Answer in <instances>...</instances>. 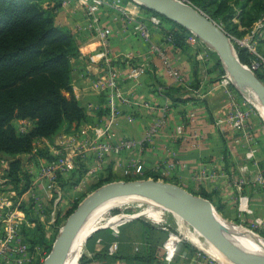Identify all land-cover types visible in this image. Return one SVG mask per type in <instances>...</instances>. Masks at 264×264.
Instances as JSON below:
<instances>
[{"label": "crops", "instance_id": "1", "mask_svg": "<svg viewBox=\"0 0 264 264\" xmlns=\"http://www.w3.org/2000/svg\"><path fill=\"white\" fill-rule=\"evenodd\" d=\"M145 9L133 2L125 4L121 10L109 5L99 8L101 24L108 32L110 54L119 59L117 66L121 86L132 102L119 105L121 114L111 126L113 135L105 140L109 149L99 156L100 148L91 150L88 146L94 139L95 130L104 124L106 118L105 98L95 66L100 49L99 38L88 28L81 1L63 0L55 11L54 21L58 26L69 29L78 44V56L71 60V86L86 119L72 124L69 131L64 128L59 130L51 139H36L34 146L45 149L51 157L56 152L60 135H74L76 141L73 146H87L80 162L85 172L75 187L84 182L94 184L105 178L125 180L140 165L142 174L176 182L196 195L200 192L208 194L210 201L220 206L226 218L238 213L237 183L241 182L242 192L246 190L250 196L253 214H260L264 209V188H257V191L253 188L250 165H247V170L243 165H237V160L243 158V152L236 158V131L216 123L229 111L228 88L212 81L213 73H206L205 67L197 65L194 60L197 48L193 46L197 41L185 38L184 46L167 42L162 19ZM155 16L159 17V23H155ZM260 20L264 22V18L260 17L251 27ZM232 21L237 23L238 18L233 17ZM134 22L148 25L149 36L146 39L133 33ZM260 48L264 50L263 41ZM130 53L135 56V62L146 67V73L136 81L129 78L122 61ZM129 140L134 143L120 145ZM224 141L228 147L226 154ZM33 158H37L35 173L49 160L35 154ZM171 161L176 164L173 169L167 170L164 175L157 173L158 164ZM72 170L64 175L68 176ZM126 170L128 173H125ZM29 172L30 187L18 197L21 204L27 203L28 197H33L38 204L42 203V193L51 197V190L46 188L45 182H32L36 174L30 169ZM145 212H150L159 221L163 220L162 211ZM41 217V214L37 215L38 219ZM124 217V214L109 217L105 224H101L103 216L92 221L79 256L82 260L75 264H137L130 257L145 246L152 247V239L151 242L149 239L155 233L163 237L162 242L154 247L161 258L156 264H167L162 256L168 245V231L141 219L120 223ZM54 223L51 224L53 227ZM183 234L192 243L203 241L198 231L192 234L185 231ZM208 245L213 247L210 243ZM194 258L195 252L178 245L170 264H175L177 259L176 264H190Z\"/></svg>", "mask_w": 264, "mask_h": 264}, {"label": "trees", "instance_id": "2", "mask_svg": "<svg viewBox=\"0 0 264 264\" xmlns=\"http://www.w3.org/2000/svg\"><path fill=\"white\" fill-rule=\"evenodd\" d=\"M185 1L202 10L230 35L238 37L247 33L253 23L264 15V0ZM61 3L62 0H55V4L48 7L44 5V0H0V160L5 163L0 172V187L6 184L19 195L31 184V176L24 171L23 160L19 156L31 153L36 139H51L59 130L64 128L69 131L72 124L86 119L71 86V60L78 56V44L69 29L58 26L54 21L55 9ZM145 10L157 15L149 9ZM159 17L165 24V36L171 35L176 46H184L190 32L171 20ZM233 17L238 18L237 23L232 21ZM238 51L240 61L249 64L251 56L247 50L240 47ZM215 63L220 68L218 60ZM256 75L264 82L263 72L257 71ZM15 119L29 120L32 126L27 132L18 133L12 124ZM35 156L51 158L41 148L37 149ZM84 169L79 163L68 176L59 174L56 186L64 192L75 187ZM109 181L111 178L99 180L92 188ZM200 194L211 200L208 194ZM77 204L67 210L66 217ZM26 206L27 203L20 205L22 208ZM25 217L26 222L20 229L22 240L29 241L31 246L45 248L48 254L61 224L55 221V230L48 238L29 206ZM31 222L36 223L34 227H31ZM151 239L154 246H145L130 257L131 261L156 264L161 260L154 247L162 242L163 237L155 233L149 242ZM180 247L195 252V248L186 242L182 241ZM80 254L81 250L77 262L82 260Z\"/></svg>", "mask_w": 264, "mask_h": 264}, {"label": "built area", "instance_id": "3", "mask_svg": "<svg viewBox=\"0 0 264 264\" xmlns=\"http://www.w3.org/2000/svg\"><path fill=\"white\" fill-rule=\"evenodd\" d=\"M80 1L81 4L85 6V14L88 19V28L94 31L95 35H97L99 38L100 43V49L97 52L98 59L95 61V66L98 68L99 85L105 98L106 118L104 124L97 127L95 130L94 139L88 146L91 150L100 148L99 156H102L103 154H101V152L107 151L109 149V145L105 142V140L113 135L111 126L121 114V108L119 105L123 103L131 104L132 102L121 86V81L118 77L119 68L117 66L119 59L113 58L110 54L108 32L101 24L99 8L109 5L121 10L127 1ZM132 2L140 6V4L137 2ZM154 21L155 23H159V17L155 16ZM133 27V33L139 36V38L146 39L149 36V29L145 23H135ZM186 38L187 41H202L191 32ZM165 40L169 43L173 42L171 35L165 36ZM238 41L241 44L240 47L246 49L251 56L248 64L250 70H252L254 73L257 71L264 73V50L260 48V43L262 41L264 43V22L260 20L250 29L247 35ZM122 61L127 67L129 78L134 81L138 80L140 75H142L145 71L142 65L135 63V56L132 53L125 56ZM167 65L168 67L171 66L169 64ZM228 95L230 109L225 116L217 119L216 123L231 129L243 128L252 114V109L246 105V100L242 101L241 105H238L236 100L233 98L234 95L231 92H228ZM17 121L20 126L18 129L15 128L16 131L18 133L27 132L28 130L26 129L25 124L28 120L17 119ZM75 139L76 138L74 135H60L57 140L58 147L53 155V158L45 163V165L42 167V170L37 174L32 182H45L46 188L53 191L57 176L72 170L77 166L78 162H82V157L84 152L87 150V146H84L83 148L73 146L74 142L76 141ZM133 143V141L129 140L120 145L129 146ZM68 145L71 147H68ZM252 156V152L247 153V158L251 159ZM175 165L176 164L174 161L164 163L162 162L157 165L156 171L158 174L164 175L166 174L167 170L173 169ZM125 173H128V171L126 170ZM134 174H142L140 165L136 166ZM255 180L258 183L263 182L261 175L256 176ZM241 186V182L237 183V210L241 214H248L251 209L247 201V196L242 192ZM56 192L57 194L59 193L58 190H56ZM20 205V197L11 194L3 197V195L0 193V264H19L20 260L23 259L22 257L26 254V245L23 243L20 235L21 226L25 222ZM135 217L136 214H132L128 218L127 215H125L120 223L134 220ZM155 221H157V219H155ZM165 226L166 225H163L162 228L168 231V245L163 252L162 258L165 263L170 264L177 253L178 245L182 242V238L176 236L174 232L170 230L169 226ZM202 252L203 251L201 249H196L195 258L190 262V264H212V260L210 259L211 257H204ZM219 264L221 263L219 262Z\"/></svg>", "mask_w": 264, "mask_h": 264}, {"label": "rangeland", "instance_id": "4", "mask_svg": "<svg viewBox=\"0 0 264 264\" xmlns=\"http://www.w3.org/2000/svg\"><path fill=\"white\" fill-rule=\"evenodd\" d=\"M107 1L110 2L109 0H107ZM62 2H63V0H62ZM130 2H132V1L127 0V2H125V4L130 3ZM54 4H55V0H44L45 6L49 7V6H53ZM82 6L84 7V13H85V6L84 5H82ZM56 9H55V11H56ZM261 18H264V15L261 16ZM147 27H148V25H147ZM229 36H230L232 46L238 55V53H239L238 48H240V45H241L238 40H241L242 37L240 38L234 34H232V35L229 34ZM193 46L195 48H197L196 51L194 52V60L197 62V65L201 66V67H205L206 73L207 72H210L211 74L213 73L212 81H217L221 85L228 88V92H231L234 95L233 98L236 100L238 105H241L242 101L246 100V105L252 109V114H251L250 118L247 120L245 127L240 128V129H232V130L236 131V133L234 134V141L236 142V148H237V152H238V154L236 155V158L241 156V154L243 152V155H242L243 158L241 157L242 159L237 160V165H240V164L243 165L244 167H246V170H247V165H250L249 172L252 173L251 174L252 175L251 176V180H252L251 182L254 183L253 188L256 191L258 190L257 188H261V187L264 188V118H263L260 110L252 102H250L248 99H246L241 94V92L235 87V85L229 80L227 72H226V68L224 67L222 62L219 60V57L215 53V51L207 43H205L203 40L197 41V43H194ZM216 60H218V62L220 64V68H218L215 65ZM135 63L140 64L138 62H135ZM140 65H142L143 68L145 69L144 73L142 74V75H144L146 73V67L143 64H140ZM246 65L248 66V64H246ZM140 78H141V76H140ZM227 113H225V114H227ZM26 122L27 123L25 124L26 125L25 127L27 130H29L30 127L32 126V123H30L29 120ZM12 124L16 129H18V127L20 126L17 119L13 120ZM21 126H24V125H21ZM223 144H224V150H225V154H226L228 151V147H227V144L225 141ZM33 147L35 149V150L33 149V151H32L33 153L31 152L29 154H23V155H20L19 157L23 160L24 171L31 176V174L29 172V169H30L37 176V174L42 170L43 166H40L39 169L35 173V170L37 168V164H36L37 158L32 159V156H33V154H36L37 149H40V147H37V146H33ZM249 152H252V154H253L251 159L247 158V153H249ZM51 158H53V156ZM4 164H5L4 161L0 160V172H1V169L4 166ZM258 175H261V177L263 178L262 183H258L255 180L256 176H258ZM128 178H130L129 180L153 178V179L165 181V178H163V179L157 178L156 176L150 177L148 174H140V175L132 174V175L128 176ZM238 178H240V176ZM125 180H127V178ZM171 183L176 184V182H171ZM92 184H93V182H84L79 187H75V188H71V189L67 188V191L64 192L63 190L59 189L56 186V182H55L54 187H53L54 188L53 191H50L52 193L51 197H48L44 193H42L43 198H44L42 203L38 204L33 197H28L27 205L29 206V209L31 210L32 214L33 215L35 214L34 215L35 217H37L38 214L42 215V217H41L42 219L40 218L38 220H39V222H41V225L43 228L42 230L44 231L45 235L47 234L48 238L51 236V234L55 230V228L51 224H53L55 221L59 222L58 225L61 224L59 226V229H60V227L62 226V224L64 223V221L66 219L67 210L71 209L76 204V202L79 203L87 194H89L90 192H92L94 190L92 188L93 187ZM103 184H105V183H103ZM103 184H101V185H103ZM56 190H58V192H59L58 194H57ZM243 192L247 196V201H248L249 207L251 209L250 196L248 193H246V190H244ZM0 193L3 195V197H6L9 194L15 195V196H20L19 194H17V191L14 188L7 186L6 184H4L2 187H0ZM56 194H57V196H56ZM198 195L201 196V194H198ZM236 195H237V193H236ZM263 199H264V194H263ZM236 201H237V197H236ZM211 203L214 206V208L216 209L217 213L220 215V217L222 219H224L227 223L235 225V226H237L241 229L247 230L249 232H252L253 234H255L258 237L259 241L264 245V209H263V212H261L260 214H253L252 209L248 214H241L237 211L238 213L236 216H234L232 218H226L224 216V214L222 213L221 208L219 210L218 207H220V206L217 205L213 201ZM28 206H26L24 208L21 207V212H22L24 218H25L26 209ZM145 210L162 211L163 212V221H158V220L155 221V217L153 215H151L150 212H145ZM118 214H125V215H127V218L132 214H136L135 219L146 220L152 224H157L161 228L163 227V225L169 226L170 230L173 231L176 236L181 237L183 242H186L187 244H189V246L194 247L195 251H196V249L199 248L202 251L212 255L215 258V260L210 258L212 260L211 261L212 264H215V263L219 264V262H221L222 264H229L226 261V259L223 257V255L220 252H218V250L216 251L213 247L208 245L209 243H207L208 241L205 240V238L200 237V239L203 240V241H201L202 243L198 242L196 240L193 241L197 245V247L192 242H190L184 236L183 233L186 231V232L192 234V233H195L196 230L190 224L183 221L178 216V214L175 213L173 210H171L169 208H165V207L163 208L161 206L152 205V204L150 205V203L142 201V200L131 201V202H128L127 204L122 205V206L117 205V206H108V207L104 208L100 213H97L89 221L88 225L86 226V237L90 231L92 221H96L100 217L103 216L104 219L101 221V224H105L107 222V220L109 219V217L111 218V217L116 216ZM179 219H181V220H179ZM51 220H54V221H51ZM35 224H36L35 222H31L30 225H31V227H34ZM135 224H137V223H135ZM86 237L84 238V240H83V242L79 248L78 254H79L80 250L82 252V246L85 242ZM21 238H23V237H21ZM22 241L26 245V254H25V256L22 257L23 259L20 260L19 264H39V263H41L47 255V250L45 248L43 249L42 247H40L38 245L31 246V243L29 241L24 240V239ZM204 252H202V255L204 257L208 256ZM216 252H218V253H216ZM80 256H81V254H80ZM77 257H78V255H77ZM177 261H178V259H177ZM177 261H176V263H177ZM76 262H77V258H76Z\"/></svg>", "mask_w": 264, "mask_h": 264}, {"label": "water", "instance_id": "5", "mask_svg": "<svg viewBox=\"0 0 264 264\" xmlns=\"http://www.w3.org/2000/svg\"><path fill=\"white\" fill-rule=\"evenodd\" d=\"M132 1L179 24L207 43L218 55L226 70L236 79L244 82L264 108V82L240 61L229 34L219 23L185 0ZM151 194L168 198L176 207V209H169L177 213L183 221L190 224L205 240L228 258L230 264H264V258L244 251L227 236V230L217 217V211L210 200L178 184L153 178L110 181L87 194L66 217L49 253L39 264H63L66 249L73 236L86 216L98 205L111 200H132Z\"/></svg>", "mask_w": 264, "mask_h": 264}, {"label": "bare ground", "instance_id": "6", "mask_svg": "<svg viewBox=\"0 0 264 264\" xmlns=\"http://www.w3.org/2000/svg\"><path fill=\"white\" fill-rule=\"evenodd\" d=\"M229 80L235 85V87L241 92V94L248 99L250 102H252L261 112L263 118H264V108L258 101L257 97L254 95L252 90L242 81L236 79L235 76H233L228 70H226ZM148 198V199H147ZM111 200L104 202L97 207H95L83 220L82 224L76 231L75 235L73 236L70 244L68 245L65 253V259L63 264H75L76 258L78 255L79 248L86 237V226L88 225L89 221L99 212H101L104 208L108 206L118 205V204H124L135 200H142L145 202L150 203V205H156L161 206L165 208H175V205L166 197L158 194H151L148 196H140L136 197V199H122L119 201L118 199ZM124 200V201H123ZM217 217L222 222V224L225 226L227 230V236L241 249L244 251L257 255L259 257L264 258V245L259 241L258 237L253 234L252 232H249L247 230L241 229L235 225L227 223L224 219L220 217V215L217 213ZM193 244L197 247V245L193 242ZM212 245V244H211ZM213 246V245H212ZM214 247V246H213ZM215 248V247H214ZM216 249V248H215ZM217 250V249H216ZM204 252V251H203ZM219 252V251H218ZM206 253V252H205ZM208 256L215 258L206 253ZM223 257L226 259V261L229 263L230 261L228 258H226L224 255ZM217 261V260H216ZM219 262V261H218ZM221 263V262H220ZM231 263V262H230ZM229 263V264H230Z\"/></svg>", "mask_w": 264, "mask_h": 264}]
</instances>
